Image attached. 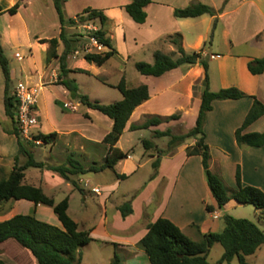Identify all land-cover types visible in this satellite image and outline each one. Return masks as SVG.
<instances>
[{"label":"rangeland","instance_id":"1","mask_svg":"<svg viewBox=\"0 0 264 264\" xmlns=\"http://www.w3.org/2000/svg\"><path fill=\"white\" fill-rule=\"evenodd\" d=\"M130 1L67 0L64 4L63 11L67 17L80 14L85 8L89 7L102 10L108 18L107 32L111 37L115 53L101 66H97L84 60L83 53L85 51H103L105 48L98 49L90 44V42H85L79 46V54L76 57L70 58L68 62L69 66L80 64L78 65L79 67L86 68V72H76L69 75V77L75 79L79 92L86 94L92 100H98L104 104L120 100L121 93L115 85L121 77H124L127 87L147 83L151 88L160 86L173 79L177 75V71L175 70L164 75L161 79H156L153 76L140 74L135 68V62H153L155 50H160L166 54L173 53V58H176V47L173 45V49V46L168 41V34L172 35L174 32H180L185 37L186 50L188 52L193 50L192 45L201 36L203 39L197 49L203 48L208 53L219 54V57L209 60V88L212 91L222 88V85H225L224 87L231 86V83L236 81L243 57L264 56V19L260 20L253 11L248 10L246 7L235 8V10L230 8L229 11L219 15V19L216 20L214 26V18L207 14L190 18H175L172 15V11H170L171 6L184 7L194 0H153L146 11L148 16L145 22L136 23L123 10V5ZM258 6L264 12V0H258ZM83 25H87V29H94L95 27L98 28L99 21L97 18L85 20L73 27H69L68 31L83 34V30L86 29L82 27ZM261 26L262 33L258 32L255 34V31ZM203 42L204 45L202 44ZM232 53L237 54L238 57H234ZM21 63L16 61L15 58L10 65L15 68V75L12 78L14 86L18 81L25 82L26 80L23 76L24 74L21 73ZM202 78L203 76L199 80H194L193 88L199 84L202 85ZM30 83H33V81ZM38 92L40 93V91ZM55 98L59 99L61 103H66L63 105L57 102L56 105L54 102ZM184 99L182 94L169 92L160 99H157L158 101L152 107L164 111L169 106L183 103ZM40 104L46 112L45 120L38 117V121L43 127H52L57 130H70L74 128L83 131L93 139L100 138L110 130L112 120L109 117L97 110L89 109L85 105L77 103V100L70 96H65L62 89L58 86L52 88L51 94L44 93ZM233 109V106L226 107L224 104H218L214 111L215 117L211 119L213 120L212 123L207 131L204 129L206 135L208 134L209 142L207 144L210 143L212 147V153L210 154L212 157V161L210 162L212 164L210 169L214 173L219 164H221L222 169H227L228 171L232 167L231 160L221 158L219 154V149L216 146V131L220 130L223 133L225 147L229 149L231 132L229 131L228 124H231L234 116L237 114ZM196 111L195 108L190 114L189 112H185L184 115L175 111L174 113L179 115L174 119L133 131L125 130L119 139L118 146L122 150L127 151L131 155V158L126 161L125 158L122 159L115 170L118 173L120 171L126 172L132 162L136 163L138 168L130 177L118 179L116 182L115 170L109 168L103 171H87L83 174L71 176L76 181L78 187L64 179L58 180L57 178H62L46 169L29 168L26 171L25 182L38 184L45 194L52 197L55 202L67 196L68 215L78 223L79 229L89 230L90 236L95 238L82 247L81 250L84 253L85 259L82 264H110L108 257L112 255L113 248L111 246L100 245L98 238H102L104 232L107 230L109 232V230H112V227L120 228L127 225V223L124 224L122 221L124 218L118 215L117 207L119 205L130 201L132 215L128 220L133 221L135 218H138L142 208V198L146 194L141 197L137 196L140 194L143 186H145V183L156 175L157 169L153 168L152 162L160 150L166 149L169 139L168 136L156 137L153 135V131H162L170 128L175 134L184 133L194 125ZM145 118H139L138 123H142ZM259 122L253 125L258 126V130L254 131L260 132L264 130V123H261L262 121ZM77 133L62 135L59 140H56L54 147V142L36 145L33 148L36 160L54 164L55 162L52 160L49 152L50 147H53L54 153L58 157L57 159L63 162L66 160L64 158L65 152L68 151L67 156L71 155L85 167L92 164L93 161H96L97 164L102 163L107 153L106 144L102 145L99 143L93 145L92 143L81 141ZM143 139L153 141L154 145L149 149H145ZM191 140L189 138L183 144L190 143ZM183 151L175 150L172 156L167 157L168 161L165 166L171 167L173 162L175 164L183 162L186 157ZM199 164L201 166L200 161ZM189 165L191 168L196 166L193 163ZM3 175L5 174H0V177ZM79 179H82V181L78 182ZM165 182H162V184ZM95 185L100 187L101 195H97L95 191H93L94 193L91 192V187L96 188ZM133 199H135L134 204ZM5 204L7 202L2 203L0 208L6 206ZM25 204L24 200H22L16 203V208L28 211L30 206ZM104 212L106 221L102 223L101 217L104 215ZM30 213H33L40 220L59 227L61 226L52 208L49 206L39 204L36 212L31 210ZM227 214L249 219L264 232V220L260 218V212L253 205H237L236 209H228ZM9 215L4 214L3 216ZM222 216L219 220L221 224H223ZM140 223V221H137L134 224L130 229L131 233L138 229ZM182 231L194 240L199 239V233L194 231L193 228H185ZM125 233L123 235H127L130 232ZM115 234L117 235L116 232ZM222 253L223 247L221 244H213L208 252L207 261L213 264H238L236 257L229 263H219L218 260ZM145 258L148 260L146 255ZM246 261L249 264H253L256 260L253 256H246Z\"/></svg>","mask_w":264,"mask_h":264},{"label":"trees","instance_id":"2","mask_svg":"<svg viewBox=\"0 0 264 264\" xmlns=\"http://www.w3.org/2000/svg\"><path fill=\"white\" fill-rule=\"evenodd\" d=\"M67 0H52L57 13L60 32L57 37L40 38L39 42H47L46 62L58 57L59 73L56 84H61L68 91L69 96L87 108L97 110L112 120L110 130L104 135L102 141L107 147V153L102 164L92 162L89 166H83L71 155L66 157L65 162L60 164H50L38 161L35 158L33 148L34 142L24 139L18 128L15 111L17 100L14 95L12 79L10 77V59L5 55L0 42V67L4 76L3 106L5 115L11 120L12 127L8 130L17 139V154L14 156L12 169L0 177V205L4 202L17 199L31 201L34 205L43 204L52 208L60 222V227L40 220L33 213H17L11 217L0 221V242L14 238L21 246L28 249L35 257L38 264H81L82 247L88 244L93 238L89 230L79 229L78 223L67 213L68 197L65 196L58 202L45 194L40 186L25 183V170L28 168L46 169L56 173L65 181L71 182L78 187L71 176L83 174L87 171H101L106 168L114 170L116 163L128 156L127 152L121 151L115 146L119 140L125 124L131 116L133 110L142 102L149 98L148 87L141 83L134 87H127L124 77H121L115 87L121 93V99L112 103L104 104L98 100L90 99L86 94L79 92V88L74 78L69 77V72H86L81 68L69 69L67 67L68 55L78 51L79 46L88 42L90 37H95L98 43L105 48L103 51H85L83 58L89 63L101 66L114 53L115 49L111 43V37L107 32L108 18L102 10L85 8L82 13L74 17H67L63 7ZM152 0H131L123 5L125 13L136 23H144L147 17L146 6ZM18 8V3L6 11L14 13ZM221 9L200 2L191 1L184 7H175L172 15L175 18L197 17L207 14L214 18V26ZM99 21L96 30L84 29V33H73L68 31L82 21L95 19ZM168 41L176 47L177 57L166 54L160 50L153 53V62H135L136 70L142 75L160 76L166 71L181 65L198 64L203 68L202 92L199 110L194 125L184 133L175 134L170 128L165 130H154L153 135L168 136L166 149L160 150L152 162L154 169H157L160 156L171 152L177 146L183 144L187 139L194 142L185 147L186 156L199 155L201 165L209 190L218 208H222L230 199H234L238 204H250L260 210V218L264 220V192L253 185H244L241 182L239 167L235 169L236 188L228 189L222 178L210 169V150L206 142L204 125L206 114L212 109L215 100L239 99L246 96L245 92L236 86L222 87L212 91L209 88V56L203 54V48L186 51L182 46L181 34L175 32L168 36ZM62 43V51L58 55L57 47ZM247 70L251 74H261L264 71V56L254 57L248 60ZM253 101L243 118L242 123L234 131V139L238 146L261 147L264 145V131L244 132V129L264 114V104L255 96H251ZM178 114L173 113L168 116H150L140 124H130L129 129L135 130L146 128L150 125H157L163 121L174 119ZM55 131L42 133L37 131L35 139H41L43 144L53 143L56 139ZM145 149L152 147L153 141L143 139ZM23 159V160H22ZM119 179L126 178L124 173H115ZM205 209L211 211L213 208L206 205ZM120 215L124 218L132 213L130 201H126L118 206ZM223 228L218 231L199 233V239L194 240L187 236L175 223L166 217H158L153 222L147 224L146 233L139 240V246L145 251L149 264H213L207 261L210 248L215 243L221 244L223 253L218 262L229 263L234 257L238 264H249L246 256L253 254L256 249L264 244V232L251 220L241 217H234L224 214ZM120 258L117 253L113 254L110 264H119ZM0 264H5L0 259Z\"/></svg>","mask_w":264,"mask_h":264},{"label":"crops","instance_id":"3","mask_svg":"<svg viewBox=\"0 0 264 264\" xmlns=\"http://www.w3.org/2000/svg\"><path fill=\"white\" fill-rule=\"evenodd\" d=\"M203 3L210 4L216 9H221L218 14L222 15L232 8H243L246 7L248 10L253 11L258 18L264 19V12L258 6V0H195ZM153 2V0H152ZM148 4L145 8L147 11L148 7L152 4ZM191 2V1H190ZM18 3V8L12 14L8 13L6 10L12 7L14 4ZM189 4V3H188ZM232 6V7H231ZM175 6H171L170 11H173ZM147 13V12H146ZM105 14V13H104ZM106 15V14H105ZM204 15V14H203ZM73 15L72 17H74ZM148 16V14H147ZM202 16V15H201ZM212 17V16H211ZM147 18V17H146ZM190 18V17H189ZM213 18V17H212ZM262 26L259 27L255 34L258 32L262 33ZM60 32V23L53 6L52 0H0V42L3 47L5 55L10 59V65L13 60L22 62L20 64L21 73L25 77V83L36 85L40 91L37 94L36 103V114L37 119L41 117L45 120L46 112L41 106V98L44 93L51 94L53 87H60L64 92L65 96H69L68 91L61 84H56L57 76L59 73L58 68V57L53 58L51 61L46 62V52L48 49L47 42H39L40 38H50L57 37ZM175 33V32H174ZM180 33V32H178ZM173 34V33H172ZM181 34V33H180ZM170 35V34H168ZM166 35V36H168ZM262 35V34H261ZM165 37V36H164ZM163 37V38H164ZM182 46L186 50L185 37L181 34ZM261 38V37H260ZM202 37L199 36L196 42L192 45L193 50H197L202 42ZM173 46V44L169 43ZM204 45V42L202 43ZM62 43L59 42L57 47L58 55L62 51ZM174 49V46H173ZM172 49V51H173ZM187 51V50H186ZM19 54L20 58L16 57ZM79 51L68 55L67 57V67L69 69L81 68L86 70L84 67H79L80 64H75L72 66L68 65L69 59L76 57ZM203 54H209V60L219 57L218 53H208L203 49ZM234 57H238L237 54L232 53ZM252 57H243L241 61V69L237 74V79L233 86L238 87L240 90L245 92L246 96L239 99H225V100H215L212 103V109L206 115V121L204 129L208 130V127L212 123L215 115L214 111L218 104H224V106H233L234 112L237 114L234 116L231 124H228L229 131L231 132L230 148L225 147V142L223 138V133L220 130L216 131L217 137V149H219V154L221 158L230 159L232 162L231 170H224L221 164L217 166L215 171L228 189L236 188L235 183V169L236 166L239 167L241 182L244 185H253L260 188L264 192V145L261 147H251V146H238L234 139V131L243 121L244 116L249 110L252 104V97L255 96L264 104V71L261 74H251L247 70V62ZM254 58V57H253ZM209 62V61H208ZM93 64V63H92ZM177 71V75L169 82L158 85L157 87L151 88L149 84L144 83L148 87L149 98L138 105L132 112L131 116L127 120L123 132L125 130L133 131L129 129L130 124H140L138 123L139 118L150 117L154 115L158 116H168L173 114L175 111L184 115L185 112H192L196 108L195 119L199 110L200 98L202 92V85H197L193 88L194 80L203 76V68L198 65H181L169 71H166L160 76H153L156 79H161L164 75L170 73L171 71ZM77 71L69 72V75L76 73ZM209 74V65H208ZM15 75V68L10 66V77L11 79ZM149 76V75H146ZM33 81V83H30ZM19 82V81H18ZM22 82V81H21ZM210 83V77H209ZM231 85V86H232ZM137 86V85H136ZM225 85H222L224 87ZM3 88H4V76L0 67V174H8L14 165V156L17 154V139L14 134L8 132L11 129V120L5 115L3 106ZM177 93L183 95L184 102L178 103L173 106H169L166 110H160L158 108L152 107L161 97L165 96L167 93ZM262 94V96H261ZM55 104L57 102L61 103L59 99H54ZM58 103V104H59ZM66 103V102H64ZM64 103H61L64 105ZM79 103V101H77ZM40 106H39V105ZM39 106V108H38ZM224 108V107H223ZM90 109V108H89ZM228 109V108H227ZM180 111V112H179ZM179 115V114H178ZM188 115V114H187ZM133 119V120H132ZM264 123V114L261 115L257 120L248 125L244 132H252L258 130V126H253L255 123ZM112 125V123H111ZM158 125V124H157ZM111 128V127H110ZM37 131L42 133H48L55 131L57 133V139H55L53 147L56 144V140H59L62 135H69L71 133H77L80 136L81 141L92 143L97 145L101 143L104 144L102 135L98 139H93L88 136L83 131L78 129L70 130H57L52 127H43L38 121ZM77 131V132H75ZM264 131V130H263ZM122 132V133H123ZM261 132V131H260ZM122 135V134H121ZM208 134L206 135V142L208 143ZM66 137V136H65ZM121 137V136H120ZM120 139V138H119ZM194 142L191 140L190 143L181 144L160 157L159 165L157 167V173L154 177H151L140 190L142 198V208L138 215L133 221H129L130 216L124 217L122 220L124 224L123 227L116 228L112 227V230L104 232L102 238H98L100 245L111 246L113 248L112 255H110L109 263L113 257L114 253L120 258L119 264H149V260L145 258V251L139 246L138 242L142 236L147 231V224L153 222L158 217H166L175 223L181 230L185 228H193L197 233H206L210 231L218 232L223 228V224L219 222L223 214H227L228 209H236L238 204L234 199H230L222 208H218L215 198L211 194L209 187L207 185L202 165L201 157L199 155L186 156L185 147ZM119 140L115 144L118 146ZM210 154L212 153V147L209 143ZM53 147H50L49 152L52 157L54 164L63 163L55 155ZM106 145V150H107ZM102 148V146H101ZM105 149V148H104ZM175 150H184L185 159L183 162L171 165V167H166L165 164L168 161V156H172ZM65 152V157L67 156ZM128 156L125 158L130 160L131 155L127 152ZM153 155V154H151ZM154 156V155H153ZM105 157V156H104ZM62 158V156H61ZM59 160V161H58ZM65 160V159H64ZM122 160L118 161L114 166V170ZM192 161V162H191ZM212 161V157L210 159ZM96 162V161H93ZM195 164L194 168H191L189 164ZM102 164V163H100ZM210 162V166H211ZM138 165L136 163L130 164L129 169L126 172H119V174L124 173L127 177H130L137 171ZM202 168V169H201ZM29 169V168H28ZM25 170L24 182L27 175V170ZM38 169V168H37ZM46 171V170H45ZM103 171V170H102ZM125 171V170H124ZM115 173H118L115 170ZM56 177V175H55ZM116 178V177H115ZM58 180H63L57 178ZM119 178H116L115 182ZM79 179L78 182H81ZM166 181V182H165ZM162 182H165L162 184ZM26 183V182H25ZM29 184V183H28ZM31 184V183H30ZM39 186L38 184H32ZM93 187V186H92ZM97 195H101V189L99 186ZM190 188L188 190V188ZM93 192V191H91ZM94 193V192H93ZM24 200L25 205L30 206L28 211L24 209L16 208V203ZM135 199H133L134 204ZM6 206L0 208V221L11 217L17 213H30L31 210L36 212L39 204L34 205L31 201L25 199L10 200L5 204ZM206 205L212 206L211 211L205 209ZM118 209V207H117ZM256 209V208H255ZM258 210V209H256ZM260 212V210H258ZM118 215L120 216V211L118 210ZM4 214H10L9 216H3ZM117 215V214H116ZM119 218V217H118ZM102 223L106 221V215L101 217ZM141 222L138 229L131 233L130 229L134 226L136 222ZM113 232V233H112ZM117 233V235L115 234ZM125 232H130L127 235ZM121 234V235H119ZM94 238V237H93ZM95 239V238H94ZM20 244L14 238H8L0 242V259L5 262V264H38L35 257L31 252L19 246ZM21 247V248H19ZM253 256L256 261L253 264H264V244L260 245L253 254L247 255ZM147 257V255H146ZM148 258V257H147ZM84 253L82 252V262H84Z\"/></svg>","mask_w":264,"mask_h":264},{"label":"built area","instance_id":"4","mask_svg":"<svg viewBox=\"0 0 264 264\" xmlns=\"http://www.w3.org/2000/svg\"><path fill=\"white\" fill-rule=\"evenodd\" d=\"M82 27L87 29V25ZM88 28L87 30H96ZM90 44L94 45L98 49H103L104 46L96 40L95 37H90ZM17 58H20L19 54H16ZM38 87L36 85H30L25 82H17L14 88V95L17 100V106L15 111L16 122L20 130L21 136L36 145H42L41 139H35L34 135L37 133L38 119L36 114V103ZM91 191L98 192V188L91 187Z\"/></svg>","mask_w":264,"mask_h":264}]
</instances>
